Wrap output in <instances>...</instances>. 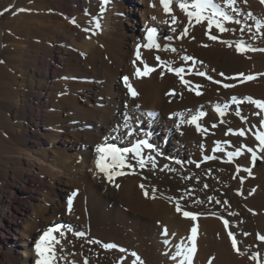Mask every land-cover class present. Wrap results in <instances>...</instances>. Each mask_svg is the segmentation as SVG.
<instances>
[{"label": "bare ground", "instance_id": "bare-ground-1", "mask_svg": "<svg viewBox=\"0 0 264 264\" xmlns=\"http://www.w3.org/2000/svg\"><path fill=\"white\" fill-rule=\"evenodd\" d=\"M237 6L242 10L237 18L255 33V21L247 13L264 20V4L238 0ZM13 7L17 11L8 23L5 9ZM171 8L165 13L160 0H109L106 5L101 0H0V264H36L41 230L58 222L61 228L53 233L61 241L55 246L56 264H132L133 252L142 264H176L170 258L175 245L190 243L193 225L192 264H264V241L258 239L264 236V151L254 136L257 129L264 130L262 117L244 101L239 108L247 121H242L231 99L264 100V51L241 54L220 42L243 39L264 49V36L253 40V33L247 28L241 33L243 25L233 23L225 27L235 32L213 28L211 34L218 36L213 41L205 21L180 39L187 16L176 0ZM150 26L157 28L159 49L144 47L142 35ZM166 44L177 51H165ZM186 55L194 60L183 61ZM156 56L184 67L182 75L190 83L158 66ZM141 60L156 71L136 78ZM198 71L207 75H196ZM238 73L255 79L241 83ZM124 76L137 96L129 92ZM226 104L221 117L216 107ZM200 112L206 115L197 123L206 132L186 122ZM125 122L133 130L131 137ZM253 125L257 127L249 132ZM242 128L244 137L228 132ZM137 140L154 146L144 148L143 155L145 160L154 157L155 167L136 166L135 174L126 167L125 175L109 182L96 167L97 147H131ZM242 145L256 151V161L242 149V155L227 162V152ZM236 165L242 166L239 173ZM140 184L149 190L148 197ZM183 211L203 215L192 221ZM161 225L167 226V236ZM78 232L85 235L78 237ZM229 232L242 254L233 248ZM93 240L100 243H89ZM105 243L118 247L105 249Z\"/></svg>", "mask_w": 264, "mask_h": 264}, {"label": "snow or ice", "instance_id": "snow-or-ice-1", "mask_svg": "<svg viewBox=\"0 0 264 264\" xmlns=\"http://www.w3.org/2000/svg\"><path fill=\"white\" fill-rule=\"evenodd\" d=\"M262 4H264V0H260ZM105 3H107V0H105ZM161 5L163 6L165 13H171L172 8L171 5L173 3V0H160ZM176 3L178 4L179 8L186 14L187 16V26L183 28L182 32L179 34L178 38L183 39L188 35L189 28L194 27L195 25H201L204 26V22L206 21V28L208 32L206 34L209 35V39L216 41L218 40L217 35H212L211 31L213 28L218 30L219 33L224 32H235L236 29L225 27L226 24H236V25H243L239 30L241 33H244L245 28H247L249 33H253V26L246 24L245 21L242 19L237 18L239 14L241 13V9L237 6L238 0H191L189 3V0H176ZM243 3L247 4V0H243ZM155 5H153L154 7ZM5 11H8V9H5ZM247 17L250 19H253L255 21V33L251 35V39L255 40L257 36H264V32H261V29L264 28V20L258 19L253 16L251 12L247 13ZM155 19V17H153ZM171 21L173 24H176L177 17L175 15H172ZM193 21L195 23H193ZM75 23V21H73ZM97 27H99V24L97 23ZM175 32V29H173ZM156 35V29L150 28L148 29V43L144 45V47L152 49L156 48L159 49L161 47L160 44L156 42L154 39ZM194 38V37H193ZM169 40L171 37L168 38ZM221 43L225 44L228 47H233L236 52L245 54L248 51H264V49H256L253 48L250 44H247L243 39H238L236 41H228V40H222ZM141 46H137V58H140V52L139 48ZM165 51H171L176 52L177 49L172 47L170 44L164 46ZM183 61H193L194 58L191 56H183L181 57ZM156 60L159 61L158 66H163L164 69H166L168 72L174 73L176 76L180 78L183 84L188 85L190 82L184 79V76L182 75L185 72L184 67H173L172 64L168 61L161 60L159 56H156ZM196 63H202V61H196ZM133 64H136V61H133ZM142 69L141 67H137L134 72V76L136 78H143L146 76H149L152 72L156 71L155 67L149 66L146 62L141 60ZM214 71V70H213ZM160 75H163V71H161ZM196 75L199 76H206L207 74L205 72H196ZM220 76H224V73H220ZM264 75V74H260ZM238 78L240 79L239 82L243 83L244 81L248 80H254L255 76L253 75H245L244 73H238ZM123 81L128 88L129 92L133 97L137 96L138 93L133 88L132 84L129 81V77L124 76ZM208 80H213L212 76H207ZM216 84H221L222 81L215 80ZM200 86L197 85L196 89H198ZM223 87L225 88H232L235 87L234 84L231 83H224ZM192 89L196 91V95H201V92ZM233 104L237 105V109L235 111V115L239 117L242 121H247V117L243 116L241 114V110L239 108V105L246 101L252 105H254L257 109L260 111H257L253 113L256 116L262 117L260 120V126L261 128H264V100L260 99H254L253 97H244L243 101L239 100L237 97H232ZM139 108V105L136 106ZM229 106L226 104L224 105V108L222 109L219 105L216 107V112L219 113L221 117H223L226 113V110ZM149 117L153 116L154 114L149 112L147 114ZM182 115V114H181ZM206 115L204 112H200L197 115L191 116V119L186 121L189 124H195L198 131L206 132L207 129H203L197 121ZM127 119H130L126 117ZM184 122V121H182ZM223 122V120L221 121ZM121 126H117V130ZM123 127L126 129H129V131L126 133L128 137H131L133 135V130L130 129V126L127 122L123 124ZM179 127V125H177ZM213 127H216V125H213ZM256 125H253L251 128L248 129L249 132L252 131L253 128H256ZM229 133L233 135H239L241 137H244L246 135L245 129H239V130H233L229 129ZM228 133H226L227 135ZM255 139L259 141V150L264 151V130H259L254 133ZM230 143V142H228ZM220 142H217V148L219 149ZM153 149L154 146L149 143L147 140H138L135 144H133L131 147H117L115 144H102L97 147V153L98 158L96 160V167L99 170L100 173H103L109 182H114V177L117 176H123L125 175V172L123 171L124 168L131 169L133 171V174H135V167L138 166L139 168L143 169L145 168L148 163H151L153 167H155V158L152 156H148L147 160H145V157L143 155V149ZM242 149H246L248 153H251V159L254 163L257 159L256 151H254L253 148L248 147L246 145H242L240 148H237L235 151H229L227 152L228 161L227 162H233L234 157H238L243 154ZM223 151V149H220ZM213 156H204V160L214 159ZM135 161V165L131 162ZM197 167L200 165L197 164ZM165 167H167L165 165ZM163 170V169H162ZM242 170L241 165H236V171L239 173ZM243 171L248 172L251 174L250 168H243ZM116 187H119L117 184ZM205 188L208 186L205 184ZM140 188L143 190L145 197H148L150 195L149 190L145 188L144 184H140ZM76 193H73V196H75ZM152 198H155V193H152ZM209 200H212V197L208 198ZM193 203L196 204H202L204 201H193ZM216 203H220V201H216ZM72 207V201L69 199L68 201V210L71 211ZM176 211L181 212L182 208L179 202L175 205ZM183 216L190 218L192 221H195L197 219L198 215H203V213H196L192 211H183ZM211 215H217L216 213H211ZM235 215V213H234ZM223 219V217H221ZM229 221L224 220L225 227L228 226ZM61 226L57 225L55 227L49 228L47 231L43 233V235L40 237L39 241L35 244V251L37 254L38 259L36 260V264H56L57 260V253H56V245L60 244L61 241L56 238L53 233H56L60 230ZM162 228V234L164 236L168 235V229L167 226L161 225ZM60 235L63 236V232H60ZM78 237H83L85 233L78 232L75 233ZM228 235L231 237V243L233 248L237 251V253H241V249L238 247V242L235 237V235L232 232H229ZM245 235H248L245 233ZM189 244H185L183 240L175 245L176 251L173 255H171V259L173 261H176V264H192V258L196 252V239H197V227L193 225V227L190 229V235L187 237ZM258 239L261 241H264V236H258ZM89 243H100L99 241H89ZM164 243L167 245L170 243L168 239L164 240ZM105 249H113L117 248L118 246L116 244L112 243H105L102 245ZM121 252L126 251V249L120 248ZM242 254V253H241ZM258 255V254H257ZM132 256L135 257V259L132 261V264H142L140 261L139 256L135 252L132 253ZM179 258V259H178ZM257 256H253V259H256ZM85 264H87V261L85 260Z\"/></svg>", "mask_w": 264, "mask_h": 264}, {"label": "rangeland", "instance_id": "rangeland-1", "mask_svg": "<svg viewBox=\"0 0 264 264\" xmlns=\"http://www.w3.org/2000/svg\"><path fill=\"white\" fill-rule=\"evenodd\" d=\"M16 11L17 10L15 9V7L11 8L9 11H6L4 13V16H3V17H5V21L9 23L11 21V18L13 17V15L16 13ZM44 139L46 140L47 138H44Z\"/></svg>", "mask_w": 264, "mask_h": 264}]
</instances>
